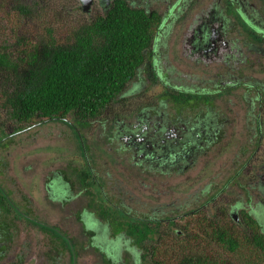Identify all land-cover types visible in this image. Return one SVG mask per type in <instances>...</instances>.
<instances>
[{"label":"flooded vegetation","instance_id":"af4514ba","mask_svg":"<svg viewBox=\"0 0 264 264\" xmlns=\"http://www.w3.org/2000/svg\"><path fill=\"white\" fill-rule=\"evenodd\" d=\"M97 1L102 13L112 2ZM125 1L159 16L144 61L122 95H139L143 105L138 108L137 103H129L126 109L123 107L131 116L129 121L118 122V118L113 119L114 114L112 122L101 119L110 158L99 147L98 137L88 141L84 137L94 152L93 170H81L65 162L66 174L57 169L45 175L46 200L54 204L52 207L57 204L59 212H66L67 202L72 207L55 223L37 213L31 195L22 197L6 185L1 171L5 161L0 155V264H23L29 251L34 264H78L79 251L87 246L106 255L104 264H121L117 252L122 248L133 257L132 264H144L139 254L148 252L154 240L138 245L124 231L114 232L111 217H99L101 209L116 215L121 212L126 223H157L159 231L166 234L189 232L190 219L199 215L197 211L212 218L223 209L243 229L244 214L248 213L264 230V0ZM92 4L93 0L90 8ZM90 8L84 12L81 6L86 14H90ZM173 41L178 44L173 48L176 53L171 50ZM151 91L160 94L149 97ZM34 124L12 129L14 132L9 135L0 130V154L5 150L1 146L4 139ZM0 126L4 127L1 123ZM82 139L83 136L81 144ZM7 145H12L11 158L16 159L23 145L14 138L4 147ZM123 161L145 173L147 179L152 173L161 178L157 193L151 192L147 184L148 196L144 201L136 200L141 211L127 202L132 199L126 191L118 201L111 198L114 189L125 186V181L118 179ZM209 172L211 175L204 182L196 183L199 174ZM230 172L233 173L228 176ZM9 174L12 182H17L16 176ZM33 179L34 176L29 178ZM231 193L235 195L226 198V207L220 203L216 209L209 208L218 198ZM151 194L158 197H150ZM9 215L23 219L42 240L54 244L44 251H34L32 242L12 245V231L5 224ZM101 230H112L114 235L99 240L94 235ZM52 234L57 235L51 237ZM59 237L71 244L67 242L70 252L66 253ZM71 238L75 239L74 244ZM108 258L111 263H106Z\"/></svg>","mask_w":264,"mask_h":264},{"label":"trees","instance_id":"16d2710c","mask_svg":"<svg viewBox=\"0 0 264 264\" xmlns=\"http://www.w3.org/2000/svg\"><path fill=\"white\" fill-rule=\"evenodd\" d=\"M36 6L15 0L3 20L9 21L11 11L26 19ZM158 22L156 13L112 0L106 12L79 24L67 41L47 33L37 42L17 39L6 44L8 38L0 34V106L14 122V130L49 120H66L80 129L89 125L123 97L144 61ZM100 211L101 220L111 217L113 231H124L132 242L154 240L139 257L144 264H264V230L248 213L243 229L225 209L212 218L197 211L189 232L186 228V233L166 234L157 223L139 226L123 222L121 212Z\"/></svg>","mask_w":264,"mask_h":264},{"label":"rangeland","instance_id":"374dc122","mask_svg":"<svg viewBox=\"0 0 264 264\" xmlns=\"http://www.w3.org/2000/svg\"><path fill=\"white\" fill-rule=\"evenodd\" d=\"M26 1H29V3L33 5L37 4L35 12L26 17V19H21L20 16H16L15 12L11 11L9 21L6 22V19H3L6 17L7 11L10 10V7L14 4L15 0H0V34L3 33L8 38L9 41L6 42V44H10L11 42L15 43L17 42V39L20 40V43H30L34 41L37 42L41 39H44L47 36V33L52 34L53 37L58 41H67L70 39L72 31L75 30L79 24L84 21L90 20L91 16L102 13V8L98 4L97 0H93V4L90 8V14H86L81 10L79 0ZM0 39L2 38L0 37ZM17 45H15V47H17ZM171 47V50H173L172 53H176V50H174L173 48H177L178 44H175L173 41ZM257 71L258 70H256V72ZM158 94H160V92L154 93L153 91H151L149 93V97L156 96ZM128 100H131V102ZM141 101L142 100L139 95H136L134 97H120L118 100L113 101L108 106L106 111H108L109 113H106L105 111V113L102 114L99 118L91 121L90 126L83 131L79 128L78 125L75 127L66 120H49L41 123L35 122V124L30 129H27L21 133L18 132L17 134L9 137L8 140H2L3 142L1 141V146H3V149L5 150H3L0 155H2L3 161H5V165L1 167V171L2 175L4 176L3 178L8 183L6 185H11L14 190L22 195V197L23 195H31L32 203L34 199V205L36 206L37 213L41 215V217L45 216L44 219L51 221L50 223H55L63 215H67L72 207L67 202L66 207L64 205V209H66V212H63L61 209L59 212V206L57 204H55L57 208L52 207L54 206V204L46 200L47 193L44 188L45 175H47L49 170L57 171V169H61L62 172H65L66 174L67 172L63 169V165L65 166V162L71 165H75L81 170H93L92 166L94 165V161H92L91 155L94 152L91 150V145L87 143V141L95 139V137L99 138V147L103 150L105 156L107 158H110L109 144L106 143V138L104 137L102 133L103 131L101 130V126L103 125L101 123V119L106 118V123L112 122L111 117L114 114L115 116L113 119L115 120L118 118V122L127 120L129 121V119H131V116L128 115L127 111H124V109H126V105L130 103V106H133L137 103L138 108H140L143 105ZM71 117L72 115L66 116L68 120H71ZM0 123L4 126H0V130H3V132L7 135L14 132L12 129H16L14 122H12L9 117H7V113L1 106ZM104 126H106V124ZM79 133L83 136V144H81L82 142L78 137ZM84 137L87 139V141ZM12 138L19 142L20 145H23L20 153L16 154V159L11 158L13 156L12 145H7L6 147H4L6 143L9 142ZM80 146L82 147V149L80 148ZM80 154L83 155V157H81ZM262 156V161L264 163V152H262ZM85 164L87 165L85 166ZM120 164L122 166L119 169L121 172H118L120 175L118 179H123L125 181L123 185L125 186L120 190L114 189L111 193V198L112 200L118 201V199H120V197L122 198L124 192L126 191L127 197L132 199V201L127 202L132 205L133 209L141 211V208L139 207L136 200L141 202L144 201V198L148 196V193L145 189V186L147 184L150 185L151 192L157 193L155 190L158 189V182L161 178L157 173H152L153 175H149L147 179L145 173L138 172V170L134 167H131L128 162L123 161ZM11 165L13 167L12 170ZM68 169L70 170V168ZM9 173L16 176L17 182H12L14 181V179L12 178V176H10ZM232 173L233 172H230L227 175L229 176ZM30 174L32 175L30 176ZM210 175V172L209 175L199 174L197 178L198 182L196 183L204 182L206 177ZM32 176H34V179L30 181L29 178H31ZM97 178L101 180L100 177L97 176ZM120 185L122 184L119 182V186ZM186 186L191 185L187 184ZM75 187L76 183L74 188ZM70 189L74 190L73 188ZM238 189L240 190L241 188ZM25 191L28 194L25 193ZM230 192H232V190ZM233 195L235 194L231 193L226 197L222 196L220 199L218 198L217 203L210 206L209 208L216 209V207L218 206V204L220 205V203H222L226 207V198L229 196L233 197ZM16 196L19 198L18 195ZM149 196L158 197L157 194H151ZM79 205L80 203L78 204V206ZM7 212L12 213L11 211ZM64 219L69 218L66 217ZM5 224L7 226V230L12 231V245L15 242H18L19 245L23 243L29 245V242H32L34 251H44L47 246L54 244L53 241L42 240L35 228L30 226L21 218H15L14 216L9 215ZM108 228L110 229V227ZM25 229H29L32 232H22V230ZM56 235L57 234H52L51 237ZM107 235H109V237H112L114 235V232L112 230H101L94 236H96L97 239L101 240L104 237H107ZM59 239L64 242L63 244L66 247V253L67 251L70 252V249H67L68 241L63 239V237H59ZM71 241L73 244L75 243L74 238H71ZM68 245L71 244L68 242ZM25 251L27 250L25 249ZM117 254L120 258L119 260H121V264L123 261L125 264H132L134 259L133 257H131L128 251H125V248L118 250ZM79 255L80 260H78V264H104L105 262L102 261H105L104 259H106V255L101 254V252L92 247L89 248V246L85 247V249H82V251L80 250ZM139 256L141 257V254H139ZM24 259L25 260L23 264H34L35 262L34 257L30 256V251L27 254V257ZM100 260L101 262L99 263ZM106 263H111V259L108 258ZM67 264H69V261ZM230 264L237 263L230 262Z\"/></svg>","mask_w":264,"mask_h":264},{"label":"water","instance_id":"95a60500","mask_svg":"<svg viewBox=\"0 0 264 264\" xmlns=\"http://www.w3.org/2000/svg\"><path fill=\"white\" fill-rule=\"evenodd\" d=\"M84 12H87L90 8L92 0H79Z\"/></svg>","mask_w":264,"mask_h":264}]
</instances>
